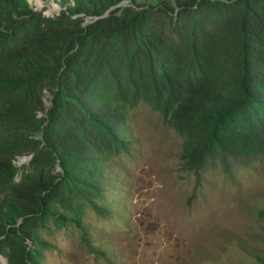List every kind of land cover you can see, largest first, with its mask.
Here are the masks:
<instances>
[{"label": "trees", "instance_id": "1", "mask_svg": "<svg viewBox=\"0 0 264 264\" xmlns=\"http://www.w3.org/2000/svg\"><path fill=\"white\" fill-rule=\"evenodd\" d=\"M45 1L60 11L0 0V252L8 264H45L49 222L78 223L89 249L106 254L88 237L82 206L111 215L106 169L130 152L127 113L141 100L181 136L190 169L208 156L264 154V0ZM21 155L30 158L16 164ZM58 206L71 210L68 220ZM257 213L264 219V207Z\"/></svg>", "mask_w": 264, "mask_h": 264}, {"label": "rangeland", "instance_id": "2", "mask_svg": "<svg viewBox=\"0 0 264 264\" xmlns=\"http://www.w3.org/2000/svg\"><path fill=\"white\" fill-rule=\"evenodd\" d=\"M29 2L45 14L61 9L53 1ZM127 122L132 148L111 157L106 169L114 181L104 199L111 215L82 206L88 237L106 254L89 249L78 223L49 222L41 231L45 264H242L264 256V219L257 213L264 207L263 153L208 156L195 171L182 162V138L160 111L141 100ZM57 212L64 221L71 215L66 206ZM0 264H8L1 252Z\"/></svg>", "mask_w": 264, "mask_h": 264}, {"label": "water", "instance_id": "3", "mask_svg": "<svg viewBox=\"0 0 264 264\" xmlns=\"http://www.w3.org/2000/svg\"><path fill=\"white\" fill-rule=\"evenodd\" d=\"M3 255V254H2Z\"/></svg>", "mask_w": 264, "mask_h": 264}]
</instances>
